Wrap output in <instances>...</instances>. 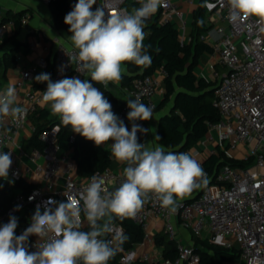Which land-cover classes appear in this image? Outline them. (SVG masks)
<instances>
[{"label":"built area","instance_id":"obj_1","mask_svg":"<svg viewBox=\"0 0 264 264\" xmlns=\"http://www.w3.org/2000/svg\"><path fill=\"white\" fill-rule=\"evenodd\" d=\"M40 1L48 4L52 0ZM67 1L72 5L78 2ZM130 1L140 2L96 0L93 8L95 10L106 4L110 8L128 11L126 2ZM185 1L188 5L196 2ZM203 2L207 10L214 11L225 24L215 27L220 37L213 45L217 62L223 70L219 72L211 65V78L214 80L213 105L217 110L218 120L207 124L205 136L180 153H189L200 164L206 174L207 183L196 197L177 200L174 212L162 207L160 201L153 194H149L143 207L130 219L143 229L144 240L148 237L145 232L148 219L153 216L161 220L163 230L171 238L174 237L176 226H180L199 238L235 250L242 264H264V31H261L264 24L259 23L256 17H238L231 20L228 0ZM105 11L107 12L106 9ZM153 15L157 24L172 23L178 35L182 38L187 36V17L176 0H162L161 6ZM27 19L28 15L22 14L19 18L20 24H24ZM14 26L15 20L4 19L0 12V43L8 28ZM27 47L28 51H32L35 44L29 43ZM76 51L78 50L74 46L56 40L50 60L43 54L34 56L26 66L21 67L16 85L20 87L25 83H32L49 66L52 68L53 82L72 77L86 79L87 72L80 71L76 62L69 61L68 56ZM17 59L20 57L17 56ZM166 76L167 71L162 66L152 74L136 76L132 79L127 93L132 99L139 97L142 103L153 109L156 106L155 96L159 82L164 81ZM201 77L207 80L204 74ZM46 89L47 84H44L39 90L26 91L24 97L27 104L22 106L25 110L23 118L7 116L0 123V152L10 151L13 161L6 180L12 183L24 180L28 185L27 190L15 191L7 211L17 218V236L30 226L31 217L38 205L43 212L44 202L49 199L56 202H64L69 196L79 199L92 175L103 177L110 191L119 187L125 179L123 170L114 172L109 168L96 171L86 178L80 177L76 173L71 150H63L57 143L58 126L55 124L38 131L34 122L29 123L28 117L38 113V104ZM129 111L127 101H124L116 115L118 118L127 117ZM128 121L130 129L133 123L148 129L146 121ZM25 125H28L32 134L38 133L42 143L40 149L31 146L25 150L16 139V134ZM146 134L138 132L137 136L142 138ZM74 141L73 132L68 142L71 144ZM23 156L28 161L22 163ZM210 156L219 158L211 173L204 167V161ZM17 206L19 210H16ZM50 207L54 210L55 205ZM81 219L80 230L84 231L88 223L83 212ZM6 222L8 221L4 217H0V226ZM112 226L113 232L102 238L112 240L115 244L114 238L117 233H123V227L117 218H113ZM40 240L35 235L29 236L26 247L30 252L36 251L35 245ZM136 261L147 264H199L200 255L188 243H177L174 259L150 256L148 253L138 254L133 247L121 251L117 261L108 264H135Z\"/></svg>","mask_w":264,"mask_h":264},{"label":"clouds","instance_id":"obj_2","mask_svg":"<svg viewBox=\"0 0 264 264\" xmlns=\"http://www.w3.org/2000/svg\"><path fill=\"white\" fill-rule=\"evenodd\" d=\"M94 4L96 0H78L64 17L71 33L69 38L78 50L68 57L79 65L80 71L87 72L92 82L107 87L109 82L118 83L122 79L125 62L138 66L151 64V56L143 44L144 24L158 11L162 0H140V7L131 12L106 4L93 10ZM228 5L231 20L256 17L264 24V0H228ZM35 80L47 82L43 101L51 104L52 113L59 115L65 127L96 146L113 141L112 156L127 163L122 173L125 179L110 191L103 177L92 175L79 199L73 196L64 202L49 199L44 202L43 212L38 205L30 226L19 236L15 234L17 218L10 216L0 226V264H108L128 239L122 232L116 234L115 244L102 238L113 232V217L134 218L149 194L174 212L177 200L207 183L202 167L189 153L165 152L161 146L152 149L138 142L137 133L146 134L149 129L133 123L129 131L112 111L104 93L88 79L72 77L53 82L50 74L41 73ZM16 101L15 86L10 84L0 92V123L7 116L23 118L25 110L14 106ZM127 106L130 121H148L153 117V109L139 97L127 100ZM155 139L161 138L157 135ZM12 163L10 151L0 152V179L8 177ZM50 205H55L54 210ZM81 212L89 225L88 231L80 230ZM32 235L41 240L35 245L36 251L30 252L26 241Z\"/></svg>","mask_w":264,"mask_h":264},{"label":"trees","instance_id":"obj_3","mask_svg":"<svg viewBox=\"0 0 264 264\" xmlns=\"http://www.w3.org/2000/svg\"><path fill=\"white\" fill-rule=\"evenodd\" d=\"M126 5L138 8L140 2L130 1ZM48 7L55 26L68 31L69 26L64 23V17L73 10L74 5L67 0H52L48 3ZM21 14V12L7 11L3 18H13L15 20L14 28L16 29L20 25L19 18ZM204 14V2L200 0L199 5L193 11V29L191 32L193 38L189 43L180 41L174 24L169 22L157 24L153 16L144 26L145 39L143 41L147 54L151 56V64L138 66L133 62L124 63L127 72L122 73V79L119 83L121 87L126 89L130 87L132 79L136 76L152 74L160 66L167 71V76L163 81L165 92L160 105H164L171 96L173 100L170 110L159 117L156 131V136L158 135L161 138L156 139V142L163 147L165 152L180 153L190 148L205 136L207 124L218 120V113L213 105L214 81H206L194 72V67L198 63L200 55L204 52L211 53L213 50L209 44L200 40V35L205 30ZM13 64V57L10 53H6L4 67ZM48 74L52 78L51 67L48 68ZM88 80L92 82L90 77ZM43 83L47 84V82ZM92 83L94 87L99 88L104 93L105 98L112 105V111L116 114L122 102L118 101L103 84ZM156 108L157 106L153 110ZM47 115L48 113L44 109L38 110L37 118L43 120L38 126V131L55 124L58 126L57 143L63 150H71V156L75 160L76 173L80 177L86 178L96 171H103L108 168L111 161L110 150L103 148L101 145L96 146L94 142L77 133H75V141L70 144L68 139L73 133L71 128L65 127L59 116L51 120ZM119 119L124 122L130 131L128 118L122 117ZM138 142L141 143L140 137H138ZM31 146L39 149L42 147L37 132L32 134L26 141V147ZM218 162V157L210 156L204 161V167L211 173ZM232 164L237 163L232 162ZM27 186V183L23 180L12 183L6 179H0V217H4L5 221H9V217L13 216L7 211L11 206L15 191L18 189L27 190ZM199 188L184 197L183 200L191 199ZM117 219L122 224L123 234L128 237L121 251L131 249L143 240L144 232L138 224H135L130 218ZM88 230H90L89 225L84 231ZM192 237L194 239L193 247L198 250L200 255L199 264H222L224 260L234 259L238 256L235 250L226 249L219 244L200 239L193 234ZM155 242L162 247L163 258H175L177 242L174 238L169 237L167 233L162 231L155 235ZM121 251H118L108 262L117 261ZM135 264L147 263L136 261Z\"/></svg>","mask_w":264,"mask_h":264},{"label":"crops","instance_id":"obj_4","mask_svg":"<svg viewBox=\"0 0 264 264\" xmlns=\"http://www.w3.org/2000/svg\"><path fill=\"white\" fill-rule=\"evenodd\" d=\"M176 1L181 7V9L185 12L188 21V27L186 30L187 36L182 38L180 35H178V37L182 43H189L193 38V35L191 34L193 29V11L199 5L200 0H196V2L192 5H188L185 0ZM204 8L205 30L200 35V40L209 44L213 49V45L220 37V35L215 31V27L218 24H225L224 21L219 19V17L214 11L207 10L205 6ZM7 11L21 12L22 14L25 13L28 15V19L26 20V22L24 24H20L18 28H8L0 45V76L2 75L0 77V90L5 91L10 84L15 86L17 101L14 106L22 107L27 104L26 99L24 97L26 91L39 90V88L46 83L37 82L36 80H34L32 83H25L20 87L17 86L16 83L20 75L21 67L26 66L33 59L34 56H37L39 54L46 55L47 58H49L50 60V57L52 56L55 47L56 40L61 41L70 46H73V44L69 38L71 36V33L67 30L55 26L49 11L48 4H45L40 0H0V12L4 15ZM153 16L149 18H152ZM29 43L35 44L34 50L28 51L27 46ZM6 53H10V55L13 57L14 64L11 66L4 67V56ZM17 56H19L20 59H17ZM211 65L214 69L218 70L219 72L223 70V67L217 62L214 50H212L211 53L204 52L200 55L198 63L194 67V72L197 76L200 77L201 74H204L207 78L206 81H214L211 78ZM125 72H127V68L125 64H123L122 73ZM44 73L48 74V69ZM89 77L90 76L87 74L86 79H89ZM105 88L110 91V93L113 94L116 99L120 102L132 99L128 95L127 89L121 87L119 82H109L108 86ZM164 92L165 85L164 82L161 81L159 82L158 92L155 96L157 108L153 110L152 119L146 121L149 132L141 138V143H145L146 147L152 149L159 146L155 139L159 117L162 114L167 113L172 105V96L164 105H160L163 101ZM38 109H44L45 111H47V117L51 120H54L59 116L54 115L52 113L50 103H46L43 101V93L38 104ZM37 116V112L30 115L28 117L29 123H31L32 121L36 124V126H39V124L43 120L38 119ZM31 136L32 133L30 132L28 125H25V127L21 129L15 137L22 143V147L27 150L29 147H26V141ZM112 143L113 141L110 140L105 144H102L101 146L105 149L110 150L111 152ZM21 160L23 161L22 163L28 161L25 156L21 157ZM126 166V162L117 161L111 154V161L108 166L110 170L118 172L123 170ZM29 179L30 178H27L26 180L30 181ZM146 228L148 229V231L146 232L148 234L147 239H143L140 243L136 244L134 248H136L138 254L148 253L150 256H157L159 258H163L162 247L157 245L155 242V235L162 231L165 232L163 230L161 220L151 216L148 219ZM192 234L193 233H191L190 231L183 229L180 226H176V231L173 238L176 240L177 243H188L193 245L194 239L192 237ZM222 264L242 263L236 262L234 258L224 260Z\"/></svg>","mask_w":264,"mask_h":264},{"label":"rangeland","instance_id":"obj_5","mask_svg":"<svg viewBox=\"0 0 264 264\" xmlns=\"http://www.w3.org/2000/svg\"><path fill=\"white\" fill-rule=\"evenodd\" d=\"M128 2H126V4H127ZM127 6V9H128V11L129 12H131L133 9H134V7H129L128 5H126ZM149 19L150 18H148L146 21H145V24L147 23V22H149ZM145 24H144V26H145ZM0 45H1V43H0ZM207 74V73H206ZM8 221V220H7ZM7 223V222H6ZM148 231V229L146 228V230H145V232H147ZM235 260H236V262H239V263H241V261H240V259L239 258H235Z\"/></svg>","mask_w":264,"mask_h":264},{"label":"water","instance_id":"obj_6","mask_svg":"<svg viewBox=\"0 0 264 264\" xmlns=\"http://www.w3.org/2000/svg\"><path fill=\"white\" fill-rule=\"evenodd\" d=\"M119 106H120V105H119ZM203 185H204V184L201 185V187H200L199 190L194 194L193 197H196V196L199 194V192L201 191ZM193 197H191V198H193Z\"/></svg>","mask_w":264,"mask_h":264}]
</instances>
